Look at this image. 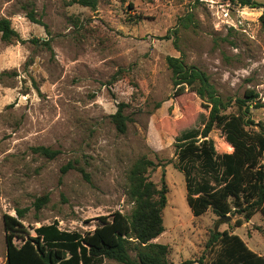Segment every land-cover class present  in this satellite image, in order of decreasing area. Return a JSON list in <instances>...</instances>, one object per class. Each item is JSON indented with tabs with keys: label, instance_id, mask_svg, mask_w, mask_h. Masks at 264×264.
<instances>
[{
	"label": "rangeland",
	"instance_id": "1",
	"mask_svg": "<svg viewBox=\"0 0 264 264\" xmlns=\"http://www.w3.org/2000/svg\"><path fill=\"white\" fill-rule=\"evenodd\" d=\"M30 11L42 25L27 19ZM263 12L223 0H98L94 10L73 0H0V19L24 41L6 43L0 36V264H6L5 218H15L17 209L26 210L20 223L30 236L53 222L83 234L99 217L129 215L127 175L142 157L158 165L150 172L158 186L164 171L165 231L155 242L169 247L168 264L201 257L208 264L215 230L236 234L264 254L260 214L240 227L238 216L192 215L175 168V140L200 131L208 111L195 93L174 94L166 65L171 56L204 72L230 100L226 114H235V100L254 91L261 107L250 105L255 126L248 129L258 130L264 125ZM188 14L191 21H180ZM33 39L48 42L50 50ZM120 103L128 117L123 134L110 120ZM209 138L217 154L232 151L219 129ZM36 147L58 154L47 159ZM45 195L47 204L36 210L34 202ZM27 237L14 233L13 242L19 246Z\"/></svg>",
	"mask_w": 264,
	"mask_h": 264
},
{
	"label": "trees",
	"instance_id": "2",
	"mask_svg": "<svg viewBox=\"0 0 264 264\" xmlns=\"http://www.w3.org/2000/svg\"><path fill=\"white\" fill-rule=\"evenodd\" d=\"M97 1L73 0V3L94 10ZM223 1L233 7L264 11V3L256 0ZM26 16L30 22L42 25L32 11ZM191 19L192 14H188L180 21ZM259 22L264 31V12ZM0 36L6 43L24 42L7 19H0ZM32 43L50 50L48 42L33 39ZM166 65L171 72L174 94L193 92L208 111L200 131L187 132L175 140V168L183 174L186 203L192 215L197 218L211 210L218 218L238 216L235 227L248 223L256 214L264 222V125H258L256 131L248 129L255 126L249 118L250 105L261 107L256 101L257 94L252 90L245 92L243 99L234 102L236 113L226 114L230 100L225 101L217 94L204 72L171 56L166 58ZM125 108L120 103L110 115L120 134L125 133L128 121ZM214 128L221 131L231 146L230 153H216L209 138ZM33 151L47 159L58 154L45 147H36ZM157 166L145 157L135 161L127 175L130 214L115 211L110 216L99 217V224L91 232L61 230L53 222L33 228L34 236H30L20 223L26 210L17 209L15 218H5L6 264H101L103 259L119 264H168L169 247L155 242L165 231L163 210L168 193L164 171L160 186L150 180V172ZM65 170L63 167L62 171ZM47 202L48 196H42L34 202V207L40 210ZM14 233L28 237L18 246L13 242ZM206 247L211 255L208 264H264V255L253 252L238 235L226 230L213 231ZM190 263L204 264L202 257L186 264Z\"/></svg>",
	"mask_w": 264,
	"mask_h": 264
},
{
	"label": "water",
	"instance_id": "3",
	"mask_svg": "<svg viewBox=\"0 0 264 264\" xmlns=\"http://www.w3.org/2000/svg\"><path fill=\"white\" fill-rule=\"evenodd\" d=\"M222 219H224L225 221H228L229 220V217H223Z\"/></svg>",
	"mask_w": 264,
	"mask_h": 264
},
{
	"label": "crops",
	"instance_id": "4",
	"mask_svg": "<svg viewBox=\"0 0 264 264\" xmlns=\"http://www.w3.org/2000/svg\"><path fill=\"white\" fill-rule=\"evenodd\" d=\"M259 3H261V2H259ZM264 3V2H263ZM258 254V253H257ZM259 255H264V254H259Z\"/></svg>",
	"mask_w": 264,
	"mask_h": 264
}]
</instances>
